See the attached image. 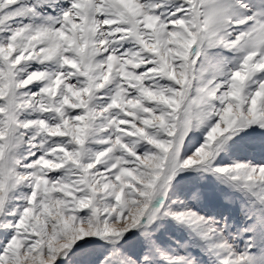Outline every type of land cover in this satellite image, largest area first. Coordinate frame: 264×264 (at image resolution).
Wrapping results in <instances>:
<instances>
[{"label": "snow or ice", "instance_id": "obj_1", "mask_svg": "<svg viewBox=\"0 0 264 264\" xmlns=\"http://www.w3.org/2000/svg\"><path fill=\"white\" fill-rule=\"evenodd\" d=\"M0 264H264V0H0Z\"/></svg>", "mask_w": 264, "mask_h": 264}]
</instances>
